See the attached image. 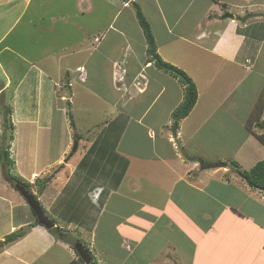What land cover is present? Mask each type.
<instances>
[{
	"label": "crops",
	"instance_id": "0c3cea01",
	"mask_svg": "<svg viewBox=\"0 0 264 264\" xmlns=\"http://www.w3.org/2000/svg\"><path fill=\"white\" fill-rule=\"evenodd\" d=\"M31 1L0 0V19L7 22L0 42ZM55 1L35 3L30 22L20 31L36 47L32 60L23 54L26 49L17 56L26 65L21 75H11L4 62L0 66V126L10 107L14 175L30 184L56 227L75 228L67 239L40 224L0 165V264H71L80 255L78 241L98 264H264V192L230 165L237 161L249 170L264 159V144L255 135V125H260L247 126L264 89V16L243 19L264 13V5L236 0ZM63 1L70 8L60 7ZM134 2L150 18L164 61L184 67L197 55L210 54L218 58L214 61H224L210 65L230 64L231 73L242 76L231 78L239 87L257 80L258 88L248 85L244 97L224 100L216 112L220 125L205 116L197 121V113L203 115L198 102L194 112L175 121L185 85L150 59ZM228 13L233 16L225 17ZM134 23L137 32L129 28ZM29 25L35 26L34 34H28ZM4 48L13 50L11 44ZM65 75L69 81L80 78L78 85L56 91L55 83ZM84 98L107 106L111 116L99 129L94 124L97 130L83 143V158L74 161L73 154L66 157L73 130L65 147L55 146L69 107L73 112L75 101L81 105ZM88 107L80 111L88 113ZM259 123H264L261 118ZM237 130L243 138L231 146L225 131ZM6 139L0 127V150ZM62 162L66 166L40 189L55 170L52 164ZM201 163L227 165L207 168ZM33 173L39 177L31 179ZM19 230L24 236L7 243Z\"/></svg>",
	"mask_w": 264,
	"mask_h": 264
},
{
	"label": "rangeland",
	"instance_id": "374dc122",
	"mask_svg": "<svg viewBox=\"0 0 264 264\" xmlns=\"http://www.w3.org/2000/svg\"><path fill=\"white\" fill-rule=\"evenodd\" d=\"M52 1H55V0H52ZM226 1L228 2V0H226ZM40 2H41V0H32L31 1V6H29V9L27 10V12L21 18L18 19L15 28L11 29L10 33H8L7 36L5 37L6 40L0 42V52H1V54H0V66H2L5 63L7 68L10 70L11 75L19 76V75H21V72L26 69L25 62H23L21 59H19V60L17 59V56L21 55L22 52L24 51V49H26V51L23 54H25L26 56L25 55H23V56H25L26 58L32 60L36 56L35 44L33 42H27L29 40V37H26V38L25 37H21L20 36L21 35L20 31H21L22 27L25 24L30 22L32 14H30L29 12L31 10H35V3L39 4ZM239 2H242V3H239ZM236 3H239V4H243V3L249 4V3H251V5H264V0H240V1L236 0ZM65 4L68 5L69 8H70V3H64V1L60 2L59 6L63 7ZM245 4H243V5H245ZM150 7H152V6L150 5ZM20 12L21 11L18 10L15 13L16 16H18L20 14ZM114 12H115V10L112 13V17L116 14ZM133 12L136 14V8H133ZM146 13L147 14H151L149 8L146 10ZM124 15H126V13H124ZM122 17H124V16L122 15ZM146 17H147V19L150 20V18H148V16H146ZM107 18L108 17L105 16L104 20H106ZM127 18L128 17L122 18L121 21L123 22L124 20H127ZM109 21H111V20H109ZM6 24H7V22L5 21V19L1 18L0 19V29L3 28V30H4L5 27H6ZM107 24H109V22H107ZM94 25H95L96 28H98V26L96 24H94ZM137 27H138V25L134 23L133 25H130L129 28H131V30L133 32H137V29H136ZM27 29H28V34H30V33L34 34L35 31H36V28L33 25H29L27 27ZM262 36H263V32L261 31L260 38ZM20 40L22 42L24 40H27V41H24L23 43H20ZM6 44H11V46H12V48H13L15 53L13 52V50H12L13 53L12 52H8L4 48V46ZM22 44H26V45L24 47H21ZM170 49L173 51L170 54L173 55V53H174L173 46H171ZM214 59H218V58L212 57V55H210V54H209L208 57H201L200 55H197V57L193 58L192 61H190L188 63V65H184V67H181V66L177 65L176 67H178L182 72H184L185 75L188 76L190 81L194 82L195 85H196L198 97H197V101H196L195 105L193 106V108H195V106H196V104L198 102V103H201L200 109H203V115L201 114V112H200V114H198L196 112L197 113L196 117H198L197 121L198 122L199 121L202 122V121H205L204 120L205 118H209V119H212L214 121L216 120L215 124L220 125L221 124V120L216 118L217 117L216 116V112H218L220 110L219 107L222 105V103H224V100H227L230 97H231L230 99L235 98V97L239 98V96L240 97H244L245 96L244 92H246V87L248 85H252V86H254V89H257L258 85H259V81H257V80L248 81L247 83H244L241 87H239L237 82L234 79H231V78H235L236 76L241 78L242 76L241 75H237V73H231V71H232L231 69L233 67L230 64L222 65V66H219V67H218V64L210 65L209 62L214 61ZM214 62H216V63H224L223 60H216ZM239 73H243V71L242 72L239 71ZM68 78H69L68 75L67 76L65 75L64 77L62 76L61 79L58 80V82L55 83L56 84V89H57V90L56 89L55 90L56 91H64V93H65V90L68 88V86H70L73 89V87L75 88V86L78 85L79 82H76V81H79L80 78L79 79L75 78L76 81H73V78H74L73 76L71 78V81H69ZM9 89H10V87H9ZM241 92H243V94ZM261 94L264 97V89L261 92ZM3 97L4 96H2V98ZM184 100H185V93L183 95V101ZM76 102L77 101H75V107L73 108V112L72 113L74 114V120H75L74 123H75V125L77 127H74L71 124L70 118L68 116L69 120H67V124L64 125L65 129L62 132V137L59 140V143L55 147L56 148L57 147L63 148V146L65 147V145L67 144V141H68V134L71 133L72 130H73V133H71L72 134V138H73V140H72L73 144H72L70 150L68 151L66 157L70 158L71 154H73V156L71 158L74 161H76V160L77 161H81L80 159H81L82 154H83V150L82 149L84 147L83 143H86L87 139H90V138H92L94 136V134H95V132L97 130L96 129V125L98 126V129L101 126H105L104 122L106 120L107 121L109 120L111 114L110 115L108 114L110 112V110L108 109V111H107V106H101L99 103L96 105L95 104L96 102L94 101L93 98L90 101L91 103H89V100H86L85 98H84V101H82V103L80 101L81 105H79V103H76ZM87 105L89 107H91V109L87 111L88 113H85L84 111H80V110H83V109H81L82 106H87ZM193 108H192L193 111L191 110L192 112L195 111V109H193ZM70 109L71 108L69 107L68 110H70ZM202 116H205V118L203 119ZM260 117H261V120L264 122V112H263V114ZM173 118H174V115H173ZM5 122L9 123L10 127L7 124H5ZM94 124H96V125H94ZM11 125H13V126H11ZM255 126H256V130L255 131L258 132V133H255V135L257 137H258V135L264 136V129L259 127V126H257V125H255ZM0 127L3 128V131H5V133L7 134V139L4 142V146L6 148V146H8L9 141L11 140L10 139V135H8V134L13 133L14 124H13L11 119L9 121L8 120L6 121V119H3V123H1ZM11 128H13V129H11ZM75 128H76V131H75ZM225 132L228 135H224L223 134L224 135V139L227 138L228 141L230 142L231 146L233 144H235V143H236V145H238L239 141L243 138V134H244L243 131H241V130L225 131ZM77 134L79 136H82V137L80 138V141L78 143V147L75 149V139H74L75 136L74 135L78 136ZM112 136H114V135H112ZM90 159L91 158H88L87 160H90ZM62 163H64V164H58L57 166L54 163V164H52L53 168L50 167V169L54 170V168H55V170H54V172H55L58 169V167L66 166L65 162H62ZM0 165L2 166V164H0ZM70 168L71 167H68V169H70ZM12 172H13V170H12ZM34 174H36L37 177H39L38 173H33V175ZM16 175H17V173H16ZM33 178H36V177H33ZM31 179H32V177H31ZM40 181H42V180L38 179V182H40ZM46 183H48V181L45 180V183H43L41 185L42 187L39 186L40 189L43 188ZM9 184L12 186L11 183H9ZM39 184H41V183H39ZM12 187L14 189H16L14 186H12ZM16 190L18 191V189H16ZM95 195L98 196V194H95ZM83 213H85V212H83ZM56 226H57V224L55 222V227ZM74 228H75V225H73L71 227H68V228L66 227L65 229L61 228V230L63 231V233L65 235V238L70 239L71 236L68 238L67 235H68L69 232H74ZM51 229H52L51 231L53 232L54 227L51 228ZM59 233H61V232H59ZM89 252L91 253V251H89ZM78 259H79V257H78Z\"/></svg>",
	"mask_w": 264,
	"mask_h": 264
},
{
	"label": "trees",
	"instance_id": "16d2710c",
	"mask_svg": "<svg viewBox=\"0 0 264 264\" xmlns=\"http://www.w3.org/2000/svg\"><path fill=\"white\" fill-rule=\"evenodd\" d=\"M136 12H137V17L139 20V23L144 31L147 44H148V54L150 56V59L155 62V64L161 68L166 70L167 72H171L178 78H180L181 82L185 85V100L174 110L173 115L175 121H179L180 119L186 117L192 110L193 106L195 105L198 97L197 93V88L194 82L190 81L187 75H185L184 72H182L178 67L175 65H172L169 62H166L163 60V58L159 55L157 51V43L154 37V33L152 30V27L144 15L140 5L137 2H134ZM264 108V97L261 95L255 104L254 110L251 113L250 118L248 119L247 126L249 129H252L254 124H259L260 127L264 128V123H259L260 116L263 112ZM12 113V109L10 107H7V112H6V121L10 120L11 118L8 117V114ZM68 116L70 118L71 124L74 126V119H73V114L69 110L68 111ZM10 127V124L5 122ZM13 126V125H11ZM13 129V128H11ZM14 138V134H10V139L12 140ZM259 140L264 144V136L258 135ZM10 143L8 146H5L1 148L0 153H1V164H2V171H3V177L12 184V186L15 187L16 183L23 184L27 188H30V185L20 176L14 175L12 172V168L15 164L14 160L11 158L10 155ZM230 165L236 170V172L253 188L259 189L262 192H264V159L258 161L252 168L249 170H244L242 169L241 165L237 161H231ZM62 166V165H61ZM61 167H58V169L52 173L49 177H47L45 180L50 181L54 174H56L57 171L60 170ZM42 187V186H41ZM34 212V211H33ZM35 213V212H34ZM36 215V214H35ZM52 230V229H51ZM53 232L57 236H63L65 238L63 231L61 230L60 227H54ZM61 232V233H59ZM21 236H24L23 230L16 231L12 234H10L6 242H12L15 241L16 239L20 238ZM92 254V253H91ZM93 256V255H92ZM71 264H85L84 259L79 255L78 261H74ZM90 264H98L97 261L93 260L91 261Z\"/></svg>",
	"mask_w": 264,
	"mask_h": 264
},
{
	"label": "water",
	"instance_id": "95a60500",
	"mask_svg": "<svg viewBox=\"0 0 264 264\" xmlns=\"http://www.w3.org/2000/svg\"><path fill=\"white\" fill-rule=\"evenodd\" d=\"M254 15L264 16V13L248 14L245 17H243V19H247ZM229 16L232 17L233 15L229 13L225 15V17H229ZM173 128H174L173 132L175 135L176 129H177V123L174 124ZM78 143H79V138L78 136H76L75 137V149L78 147ZM201 165L206 166L207 168H214V167L226 166L227 163H207V164L201 163ZM15 187L23 195V197L28 201L29 205L31 206V208L36 214L38 222L46 226L49 229L55 227V221L47 215L46 211L44 210L39 200L38 194L36 195L35 193H33L31 190L27 189L24 185L20 183H16ZM3 246H4V242L0 241V247H3ZM75 248L77 252L80 254V256L84 259L85 263L90 264L92 261V257H91L90 252L83 245V243L78 241L75 244Z\"/></svg>",
	"mask_w": 264,
	"mask_h": 264
},
{
	"label": "clouds",
	"instance_id": "9594fccd",
	"mask_svg": "<svg viewBox=\"0 0 264 264\" xmlns=\"http://www.w3.org/2000/svg\"><path fill=\"white\" fill-rule=\"evenodd\" d=\"M33 177H37V175L36 176H33V174H32V179L34 180L35 178H33ZM28 183V182H27ZM31 183L32 184H34V181H31ZM29 184V183H28ZM23 185V184H22ZM30 185V184H29ZM26 187V186H25ZM16 188V187H15ZM27 188V187H26ZM27 189H29V190H31V186H30V188H27ZM32 191V190H31ZM33 192V191H32ZM45 210V209H44Z\"/></svg>",
	"mask_w": 264,
	"mask_h": 264
},
{
	"label": "built area",
	"instance_id": "2783aa9c",
	"mask_svg": "<svg viewBox=\"0 0 264 264\" xmlns=\"http://www.w3.org/2000/svg\"><path fill=\"white\" fill-rule=\"evenodd\" d=\"M249 61V60H248ZM33 176H36V174H34Z\"/></svg>",
	"mask_w": 264,
	"mask_h": 264
}]
</instances>
